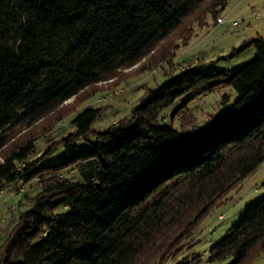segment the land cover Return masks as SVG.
<instances>
[{
	"label": "trees",
	"instance_id": "obj_1",
	"mask_svg": "<svg viewBox=\"0 0 264 264\" xmlns=\"http://www.w3.org/2000/svg\"><path fill=\"white\" fill-rule=\"evenodd\" d=\"M228 1L0 0V152L19 127L134 66L188 18L217 21ZM248 45L257 53L237 70L186 66L104 130L93 127L100 108L87 106L56 146L32 157L30 136L0 155V189L40 186L0 244V264H162L194 246L203 217L264 160V38ZM222 86L237 97L203 125L161 121L177 99ZM263 250L264 196L207 251L250 264Z\"/></svg>",
	"mask_w": 264,
	"mask_h": 264
},
{
	"label": "rangeland",
	"instance_id": "obj_2",
	"mask_svg": "<svg viewBox=\"0 0 264 264\" xmlns=\"http://www.w3.org/2000/svg\"><path fill=\"white\" fill-rule=\"evenodd\" d=\"M220 16L222 22L208 14L205 23L193 20V17L188 18L134 66L119 70L113 78L88 86L31 127H19V132H14L0 155L30 136L36 137L32 157L56 146L63 136L73 131L71 119L87 106L100 108L102 116L93 127L104 130L120 118L128 117L149 88H155L186 66L204 64L207 67L237 70L257 53L253 45L241 48L243 43L250 39L264 38V0H229ZM224 95H227V101H223ZM188 96L177 99L165 108L161 121L172 123L178 129H189L192 124L201 126L211 114L232 106L237 94L231 86H222L194 99L188 100ZM55 160L57 158L49 161ZM63 175L71 180L77 179L75 170H66ZM39 188V181L32 180L26 183L16 181L0 189V244L8 229L13 226L18 211L28 206L26 197L33 196ZM263 196L264 160L253 173L225 194L224 203L213 207L203 217L195 232L196 244L162 264L181 263L191 253L199 255L201 259L190 264H229L231 258L209 261L207 250L239 220L247 204ZM250 264H264V250Z\"/></svg>",
	"mask_w": 264,
	"mask_h": 264
},
{
	"label": "built area",
	"instance_id": "obj_3",
	"mask_svg": "<svg viewBox=\"0 0 264 264\" xmlns=\"http://www.w3.org/2000/svg\"><path fill=\"white\" fill-rule=\"evenodd\" d=\"M217 21H218V22H222V21H223V18L220 17V18L217 19ZM234 23H236V21H234Z\"/></svg>",
	"mask_w": 264,
	"mask_h": 264
}]
</instances>
